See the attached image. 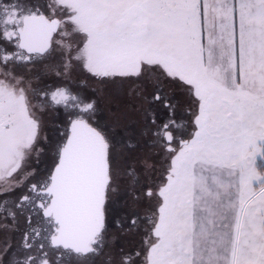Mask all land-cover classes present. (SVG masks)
<instances>
[{
	"label": "snow or ice",
	"instance_id": "1",
	"mask_svg": "<svg viewBox=\"0 0 264 264\" xmlns=\"http://www.w3.org/2000/svg\"><path fill=\"white\" fill-rule=\"evenodd\" d=\"M0 264H264V0H0Z\"/></svg>",
	"mask_w": 264,
	"mask_h": 264
}]
</instances>
